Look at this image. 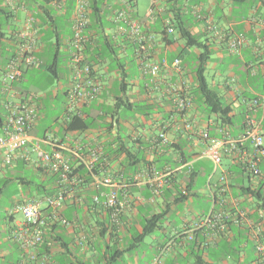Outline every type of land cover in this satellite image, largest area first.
<instances>
[{"label": "crops", "instance_id": "1", "mask_svg": "<svg viewBox=\"0 0 264 264\" xmlns=\"http://www.w3.org/2000/svg\"><path fill=\"white\" fill-rule=\"evenodd\" d=\"M81 2L87 4L90 21L86 33L89 38L86 46L87 60L93 64L95 77L104 90L98 102L81 109L83 117L97 120L91 130L85 133H65L63 125L67 118L68 93L73 77L70 65L73 25ZM119 11H124L130 20L140 25L148 39L144 51L140 52L138 45L131 40L125 24L114 22L115 14ZM179 20L211 51L206 79L209 87L231 107L233 122L229 125H222L214 112L209 114L200 100L195 71L201 52L197 48L185 46L176 26L172 24ZM167 25L174 29L170 35L164 34ZM66 27H69V34L65 31ZM119 27H123L126 32L119 30ZM0 34L3 35L0 42L5 53L2 69L6 71L9 60L19 46L34 38V57L39 63L26 68L19 82L27 80L30 74L34 77L36 70L48 71L56 82L51 93H39L33 86L26 92H20L14 84L3 83L0 93L3 98L0 106L3 121L6 117L4 104L7 101L33 98L40 107L41 115L31 132L33 136L41 138L51 135L70 147L100 144L106 151L122 135L126 139L124 143L136 157L134 161H138L137 165L132 166L127 156L122 155L111 160V167L106 170L118 181L120 175L124 177L122 184L132 203L130 211L123 217V226L113 234V248L107 250L106 244L110 243L106 242L100 246L103 257L83 258L85 253H80L75 247L79 229L57 228L56 237L60 240L55 244L49 237L38 250L37 262L45 259L44 264H150L158 249L171 242L164 264H194L188 244L184 239L177 238L176 234L212 209L210 196L211 193L220 195V178L224 173L227 178V199L238 201L240 208L249 215L240 226L230 224L224 237L202 252L203 260L216 264H258L253 237L259 226L264 227V222H260L262 211L253 214L254 202L239 195V189L234 188L240 181L236 180L238 175L227 170L231 165L241 164L243 159L255 156L251 142L245 141L237 155L225 156L222 171L215 173L213 163L199 155L206 148L205 143L195 133L185 129L184 119L191 121L197 131H206L217 138H222L223 133L238 138L245 132L246 122L250 118L257 124L259 132L264 134V0H0ZM237 37H241L243 43L234 51L229 42ZM103 38L108 44L103 42ZM50 54H53L52 64L44 67V60L47 61ZM62 55L68 73L60 74L58 65ZM177 58L181 61L180 72L172 66ZM143 60L161 65L156 78L142 75L140 64ZM132 68L135 70L132 71ZM122 90L134 108L126 111L129 116L121 113L123 120L120 129L115 126L108 130L109 119L101 120L99 116L109 114L114 109L116 98L122 96ZM181 90L192 101V107L185 116L174 110L172 102L174 95ZM49 96L56 100L63 98L62 115L55 129L41 132L39 122L45 118L43 112ZM162 130L167 133L172 147H159L156 143L155 139ZM127 137L130 139L127 140ZM178 147L187 155H199L191 156L188 162L193 167L191 172L194 177L190 180L189 169L180 166L172 174L171 182L164 179L160 193L154 195L153 186L157 185L154 180L159 179L152 172L164 171L157 165V161L163 158L175 162ZM42 149L50 151L47 146H42ZM256 156L260 157V167L264 170V156ZM149 163H154L151 171L147 167ZM19 164L33 168L37 177L45 176L20 158L0 172V183L4 185L8 182L10 173ZM137 174L141 175L140 184L132 180ZM242 179L246 184V178ZM248 183L264 192V183L253 178ZM179 192L189 196L176 204ZM94 193L92 183L85 185L78 191L82 202L79 205L66 204L63 214L78 220L93 240L98 241V235H101L99 223L104 222L103 217L87 206L91 205ZM41 197L37 193L31 196L37 200L45 199ZM168 205L170 208L167 209ZM165 210L167 214L158 229L162 239L153 240V252L149 255H140L138 252L135 258L132 257V251L125 252L133 243V236L141 231L144 220ZM179 210L182 214L180 217ZM171 212H177L173 221L168 219ZM7 218L8 233L0 239V264H36L27 260L17 241L16 236L22 223L16 221L15 216L8 215ZM60 244L67 245L70 252L63 251ZM91 245L89 248L97 247L93 242ZM250 245L252 254L249 251ZM140 248L141 245L137 249ZM116 249L123 252V256L111 261L110 253ZM105 251L107 254H104Z\"/></svg>", "mask_w": 264, "mask_h": 264}, {"label": "built area", "instance_id": "2", "mask_svg": "<svg viewBox=\"0 0 264 264\" xmlns=\"http://www.w3.org/2000/svg\"><path fill=\"white\" fill-rule=\"evenodd\" d=\"M9 4L11 7L13 6L10 1ZM87 9V4L84 2L78 5L73 25V53L70 59L73 77L68 93L66 121L76 115L82 117L81 109L98 102L104 90L103 85L95 77L93 64L88 62L86 56V46L89 42L86 33L90 23ZM114 22L125 24L129 37L138 45L139 51L145 50L148 39L137 22L130 20L124 11L116 12ZM119 30L126 32L123 27H119ZM173 32L174 29L167 25V35ZM35 43L34 38L28 39L18 47L9 60L5 72L6 85H13L20 81L26 68L38 65L39 62L34 57ZM242 43L243 39L237 37L232 39L229 45L232 50L236 51L242 46ZM172 66L180 72V59H175ZM140 70L144 77L156 78L160 73L161 65L143 60ZM172 102L174 110L183 116L192 107V101L184 90L177 92ZM254 104L257 105L258 102L255 101ZM4 110L5 120L0 121V172L21 158L36 169H41L44 174L57 176L60 186L57 196L46 197L44 200L28 197L15 204L9 212L10 216L18 214L23 216L24 221L16 238L27 260L30 263L44 264L45 259L37 262L38 250L43 247L49 237L53 243L57 244V228L79 229L75 247L79 249L80 253H83L86 246L93 242L92 236L78 220L70 219L63 214L66 204L79 205L82 202V199L76 197L74 191L68 187V185H78L80 182L78 175H73L70 166L71 160L84 168L86 175L95 187L91 205L103 217L106 227L105 238L120 229L123 226V217L130 211L132 203L122 184L124 177L120 175L118 181L112 174L106 173L103 163L108 165L110 160L106 157L103 147L100 144L89 147L80 145L70 147L51 135L41 138L33 136L31 132L41 117L40 107L33 98L9 100L4 104ZM184 126L187 131L195 133L199 140L205 143L206 148L199 155L213 163L215 173L222 171L225 156L237 155L244 142L250 141L255 150V156L243 159L241 165L251 178L264 183V170L260 167V157L256 156H264V134L259 132L257 124L252 119L247 120L245 132L238 138H231L228 133H223L222 138L210 137L208 132L197 131L195 125L185 119ZM155 141L159 147L171 145L164 130L158 134ZM42 146L49 147L50 151L43 150ZM22 152L23 155H20ZM32 156L35 158L33 159ZM182 167L188 168L189 172L193 169L189 163ZM176 171L177 169H166L162 172L153 170L155 178L159 179L158 181L154 180V184H157L153 186L154 195L160 193L162 181ZM132 180L134 183L140 184L141 175H135ZM226 180L223 173L220 178V195L211 193L212 209L199 220L185 226L176 234L177 238L193 241L196 234L202 235L204 239L201 245L204 249H208L224 237L230 224L239 226L243 220L248 219V212L240 208L238 201L222 198V193L227 192ZM260 217V222H264L263 211ZM253 238L258 256L257 263L264 264V227L259 226ZM171 245L172 243L168 242L160 247L150 264H164V257L171 249Z\"/></svg>", "mask_w": 264, "mask_h": 264}, {"label": "trees", "instance_id": "3", "mask_svg": "<svg viewBox=\"0 0 264 264\" xmlns=\"http://www.w3.org/2000/svg\"><path fill=\"white\" fill-rule=\"evenodd\" d=\"M55 1H59V0H55ZM95 2H97L98 0H94ZM172 24H174L176 26V30L178 31L180 38L185 42V46L188 48H197L200 50V55L198 57V64L196 67V71H195V79H196V84H197V92L200 95V100L203 102L204 106L206 107V110L209 112V114L211 112H214L220 123L222 125H229L233 122V116L231 115L232 113V109L230 106H228L222 99V97H220V95L213 91L208 84V81L206 79V67L207 64L211 58V51L209 50V48L204 45L199 38L193 36L191 34V32L186 28L184 22L182 21H174L172 22ZM171 26V25H169ZM164 34L167 35V33L165 32ZM2 34H0V41L2 38ZM105 43L108 44L107 40L105 38H103ZM4 53V49L3 46L1 45L0 42V58L3 56ZM1 104V103H0ZM134 105L132 103L129 102V100L127 99V97H125V93L124 90H122V96H118L116 98V102H115V106L114 109L109 112V114H104L99 116L101 120H105L108 121L109 119V125H108V130H112L115 126L118 127V129L121 128V121L123 120V115H121V113L123 111H129V109H133ZM2 120L1 117V109H0V121ZM97 121V120H95ZM94 119H90V117H81V116H73L70 120L65 121L63 128H64V132L65 133H85L89 130H91L93 124L95 123ZM120 132V131H119ZM210 137H215L214 134H210ZM130 138L127 137V140H129ZM124 137L122 135H120V137L118 138V140H115V143L117 145H115V143H112L110 145V147H108L106 149L105 155L108 158V160H110V163L107 165V163H103V165L105 166V169L108 170L111 167V160L113 159H117L119 157H121L122 155H126L127 158L130 160V164L133 166L138 164V161H134V159L136 158L133 153H131V149L124 143ZM133 142V141H132ZM167 147H172L171 145L167 146ZM177 158L175 159V162H171V161H166L163 158L157 161V165L160 166L161 169L166 170V169H176L182 165L187 164L190 159L191 156L193 155H187L184 150L180 147H178L177 149ZM194 156H198V154H195ZM162 162V163H161ZM152 164L154 163H149L148 164V168H150L151 171V167ZM70 166L73 170V175H78V179H79V184L78 185H68L69 189H72L75 193L76 197H79L78 191L85 187V185H90L91 184V179L86 175V172L84 170V168L82 166H78L77 163H70ZM99 168V166H97ZM239 168V169H238ZM104 169V170H105ZM39 172L43 173L41 169H37ZM228 172H230L231 174L234 175H238L236 176V180L239 181L237 182L238 184H236L234 186V188H238L239 189V195H241L242 197H245L246 200H252L255 204V212L253 214H255L256 212H258V210H261L264 212V192H262L261 189L258 188H253L249 183H244L242 181H244L242 178H246L247 180H250V175L246 172V170L244 169V167L241 164L238 165H231L229 169H227ZM209 171H211V169L209 168ZM190 176V180L193 179L194 175L192 172L188 173ZM45 176H41V180L40 182H38L36 184L35 190L36 193L39 194L40 196H42L41 198H46V197H51V196H57L59 193V189L60 186L58 184V178L55 175H50V174H44ZM45 177V179H44ZM171 176H169L167 178L168 182H171ZM239 178V179H238ZM18 181L24 185V186H30L33 185L34 182L26 179V178H19ZM8 182H6L3 187L0 188V195L3 192V189L7 186ZM67 187V189H68ZM233 187V186H232ZM221 189V186H220ZM220 191V190H219ZM227 193V192H226ZM226 193H222V198L227 200V194ZM188 194H184V193H178V197L175 199V203H179V202H183L184 200H186L188 198ZM72 205H76L75 203H72ZM88 209H95L92 205H87ZM170 208V205H168L167 209ZM167 214V211L165 210L162 213H158V214H154L151 215L150 217H147L142 225L141 231L136 233L133 236V243H131L130 247L128 249H126L125 252H130V251H134L137 248H139V246L144 242V240L150 236L151 234H153L154 232H156L158 229H160L161 227V222L162 220L165 218ZM258 214V213H256ZM100 224V229H101V236L103 238L106 237V227H105V223L101 222ZM240 226V225H239ZM113 237V235L111 236ZM1 239V237H0ZM204 237L202 235H198L196 234V237L193 241H185L188 244L189 250L191 252V257L194 261V264H216L215 262H205L203 260V256H202V252L204 250H208V249H204L202 247V241H203ZM60 239L58 237H56V241L58 242ZM218 243V242H217ZM216 243V244H217ZM215 244V245H216ZM60 247L62 248L63 251L65 252H70L69 249L67 248V245L64 244H60ZM111 247L110 245L106 244V249L109 250ZM0 250H1V246H0ZM233 250V249H232ZM107 254V252L105 251L104 254ZM257 254V252H256ZM121 256H123V252H121L120 250L116 249L115 251L112 250V252L110 253L109 258L112 260H116L118 258H120ZM258 259V256H257ZM258 261V260H257Z\"/></svg>", "mask_w": 264, "mask_h": 264}, {"label": "rangeland", "instance_id": "4", "mask_svg": "<svg viewBox=\"0 0 264 264\" xmlns=\"http://www.w3.org/2000/svg\"><path fill=\"white\" fill-rule=\"evenodd\" d=\"M65 31L70 32L69 27L65 28ZM3 55H5V53H3ZM51 56L48 57V59H46L47 61L44 60L45 65L44 67L47 65L49 67V65L52 64V56L53 54H50ZM63 58L64 56L62 55L61 57V61L59 62L58 65V72L60 74L63 73H68L67 70H65L64 66L65 64H63ZM4 57L2 56L0 58V93H1V88L3 83H6L5 81V70L2 69V65L4 64ZM135 69L132 68V71H134ZM35 72V76L32 77V75L30 74V76L27 77V80L23 81V82H15L14 86L15 88H17L20 92H26L28 90L31 89V87H34V90H37V92L39 93H43L44 91L47 93H51L52 88L56 87V82L53 80L52 78V74H50L48 71L46 70H36ZM3 102V98L1 97L0 94V103ZM63 98H59L58 100L56 99H52L48 98L47 100V106L44 109V116L45 118L40 120L39 122V130L41 132L47 131V130H53L55 129V126L57 124V120L60 118V116L62 115V104H63ZM1 106V104H0ZM123 115H127L129 116V112L123 111L122 112ZM60 120V119H59ZM28 165V164H27ZM38 175L35 173L33 168H30L29 166H23L21 164H19L18 166H16V168H14L13 172L10 173V180L8 181L7 186L3 189L2 194L0 195V237H5V234L8 233V225H9V220H8V215L9 212L11 211V209H13V207L15 206V204H17L20 201L25 200L28 197L31 196H35L36 195V184L38 182H40L41 178L37 177ZM19 178H26L32 182H34L33 185L30 186H24L22 185L18 179ZM246 183H248V180L246 179ZM3 182L0 183V187H2ZM181 210H179V216H182V214L180 213ZM177 213V212H176ZM174 212H171L168 216L169 221H173L174 217L177 215ZM16 217V221L23 223L24 219L23 216L21 214H18L15 216ZM167 221V220H166ZM164 227V224L162 225ZM165 228V227H164ZM113 234V233H112ZM112 234H110L107 238H103L101 235H98V237H100L98 239V241L96 239L93 240V245L97 246L96 248H89L92 247V245H88L86 246L87 248L85 249V251L83 253L84 256L83 258L86 256L87 259H90L93 256H97V257H103L102 254V249L100 248L101 245L105 244L106 242H109L111 245V248H113L114 242L113 241V237ZM157 238V240H161V232L160 230H157L156 232H154L153 234H151L150 236H148L146 238V240L141 244V248L136 251H132V257L135 258L136 257V253L139 252V254H143V255H149L151 254V252H153V247L151 245H153V240H155ZM155 243V242H154ZM249 251L251 252L250 254H252L251 251V245L249 246Z\"/></svg>", "mask_w": 264, "mask_h": 264}]
</instances>
